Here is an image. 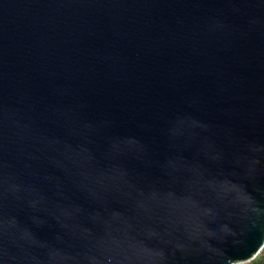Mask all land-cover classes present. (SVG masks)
I'll use <instances>...</instances> for the list:
<instances>
[{"label": "water", "instance_id": "1", "mask_svg": "<svg viewBox=\"0 0 264 264\" xmlns=\"http://www.w3.org/2000/svg\"><path fill=\"white\" fill-rule=\"evenodd\" d=\"M263 247L264 0H0V264Z\"/></svg>", "mask_w": 264, "mask_h": 264}, {"label": "trees", "instance_id": "2", "mask_svg": "<svg viewBox=\"0 0 264 264\" xmlns=\"http://www.w3.org/2000/svg\"><path fill=\"white\" fill-rule=\"evenodd\" d=\"M246 264H264V247L261 252L253 260Z\"/></svg>", "mask_w": 264, "mask_h": 264}, {"label": "rangeland", "instance_id": "3", "mask_svg": "<svg viewBox=\"0 0 264 264\" xmlns=\"http://www.w3.org/2000/svg\"><path fill=\"white\" fill-rule=\"evenodd\" d=\"M246 263H248V262H246ZM246 263H241V264H246Z\"/></svg>", "mask_w": 264, "mask_h": 264}]
</instances>
